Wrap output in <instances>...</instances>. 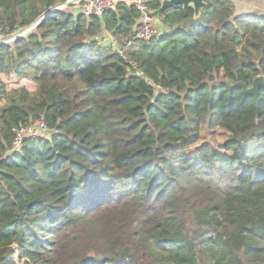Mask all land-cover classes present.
<instances>
[{
  "label": "trees",
  "instance_id": "16d2710c",
  "mask_svg": "<svg viewBox=\"0 0 264 264\" xmlns=\"http://www.w3.org/2000/svg\"><path fill=\"white\" fill-rule=\"evenodd\" d=\"M67 1L0 0V33ZM74 8L0 44L37 86L0 79V264H264V88L233 87L264 76V14L172 6L147 42L131 0Z\"/></svg>",
  "mask_w": 264,
  "mask_h": 264
},
{
  "label": "built area",
  "instance_id": "2783aa9c",
  "mask_svg": "<svg viewBox=\"0 0 264 264\" xmlns=\"http://www.w3.org/2000/svg\"><path fill=\"white\" fill-rule=\"evenodd\" d=\"M120 1H128V0H71L70 3L67 4H73L75 7L80 8L86 15H90V14L100 15L107 10L115 9ZM131 1L134 2L140 14L139 24L135 29L133 38L148 42L153 37H156L159 34H161L160 29L155 24V18L152 13L153 11L151 7L152 0H131ZM63 7L64 6L61 5L60 9ZM23 33L24 30L8 37H4L0 33V44L11 42L15 38L23 35ZM119 53L123 58H126L124 55V51L122 49H119ZM49 130H50L49 127L44 121H41L37 126L22 128L16 133L15 148H18L22 145L23 139L26 135H50L48 133Z\"/></svg>",
  "mask_w": 264,
  "mask_h": 264
},
{
  "label": "rangeland",
  "instance_id": "374dc122",
  "mask_svg": "<svg viewBox=\"0 0 264 264\" xmlns=\"http://www.w3.org/2000/svg\"><path fill=\"white\" fill-rule=\"evenodd\" d=\"M70 1L71 0H69V2ZM249 1H252V0H247L248 3H249ZM253 3H256L258 5L263 4V2H260V1H256ZM58 5H60V6L63 5L64 6L63 9H65L69 12H73L75 14L77 13L73 4H67L66 2H64V3H60ZM0 79L3 82V84L5 85L6 89H8V90H10L12 88H17L20 85H25L30 91H35L37 88L36 84L33 81H31L29 79H25V78L19 79L14 73H4L3 72L0 74ZM202 132H203L202 141H208L212 145H215V146H218L220 143L225 141V139H227V137H228V134L226 132H224L221 128H218V127L217 128H209L208 126H204ZM15 264H25L24 260H19L17 253L15 254Z\"/></svg>",
  "mask_w": 264,
  "mask_h": 264
},
{
  "label": "water",
  "instance_id": "95a60500",
  "mask_svg": "<svg viewBox=\"0 0 264 264\" xmlns=\"http://www.w3.org/2000/svg\"><path fill=\"white\" fill-rule=\"evenodd\" d=\"M66 3H70V2L67 1ZM204 3H205V0H162L161 6L157 9H153L152 13L155 18V22L157 24V23H160L161 21V17H160L161 13L163 12V10H165L168 7L177 6V5H182L183 7L192 6L195 9L196 15L198 16L200 14V9ZM57 9H60L59 5H56L52 7L51 9H49L47 12L41 15L35 22H33L26 29H24V33L33 29L39 22L42 21V19L45 16H47L48 14H50L51 12ZM233 87H242L246 94L257 96L259 89L264 88V76L263 75L257 76L253 80V83L250 87H248L243 82H237Z\"/></svg>",
  "mask_w": 264,
  "mask_h": 264
},
{
  "label": "crops",
  "instance_id": "0c3cea01",
  "mask_svg": "<svg viewBox=\"0 0 264 264\" xmlns=\"http://www.w3.org/2000/svg\"><path fill=\"white\" fill-rule=\"evenodd\" d=\"M234 1L236 4L237 11L239 13L250 12V13L264 14V0L263 1L262 0H252V1H249V3L247 2V0L246 1L245 0H234ZM256 1L263 2V4L258 5L256 3H253ZM155 24H156V22H155ZM156 26L159 29H163L161 21H160V23H157ZM105 38H106V40H112L113 44L115 45L114 48H117L116 47V41L113 40L112 36L109 33H105Z\"/></svg>",
  "mask_w": 264,
  "mask_h": 264
}]
</instances>
